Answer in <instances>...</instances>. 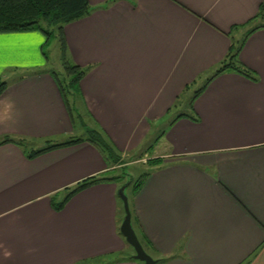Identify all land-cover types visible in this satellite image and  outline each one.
<instances>
[{
  "label": "crops",
  "instance_id": "obj_1",
  "mask_svg": "<svg viewBox=\"0 0 264 264\" xmlns=\"http://www.w3.org/2000/svg\"><path fill=\"white\" fill-rule=\"evenodd\" d=\"M87 2L89 13L63 26L67 55L90 66L78 85L95 122L86 127L101 129L121 161L137 152L144 167L157 160L127 197L148 254L155 264H264V28L247 34L237 55L254 78L218 73L187 111L166 119L153 153L143 152L150 122L209 77L231 42L264 24L256 16L262 0ZM43 43L37 32H0V140L78 136ZM117 175L87 141L33 158L1 143L0 264H142L118 231ZM91 176L107 179L52 207Z\"/></svg>",
  "mask_w": 264,
  "mask_h": 264
},
{
  "label": "trees",
  "instance_id": "obj_2",
  "mask_svg": "<svg viewBox=\"0 0 264 264\" xmlns=\"http://www.w3.org/2000/svg\"><path fill=\"white\" fill-rule=\"evenodd\" d=\"M91 9L92 8L88 4L87 0H0V32L38 30L44 37L43 45L47 42L48 37L53 32H56L62 73L59 74L58 72L51 69L47 71L53 79L64 107L72 120L78 116L80 117V115L78 112H74L75 110L73 108L71 98L75 95V93L78 95L80 94L78 87L79 81L90 66L81 67L70 61L67 55V49L62 30L66 23L87 15ZM263 15L264 0H262L260 3L258 12L256 13L258 18H261ZM41 22L45 24V27L40 26ZM49 27H54L55 29ZM259 27L264 28V24H260L248 29L241 39L229 44L225 57L218 63L212 74L205 79L204 84L192 93L190 102L202 90L205 83L223 71H233L241 74L244 77L254 78L253 73L238 61L237 55L243 44L244 37ZM41 53L45 59L46 54L44 51H42V48ZM6 85L7 82L0 78V93L4 90ZM81 126L84 131L83 136H69L64 141L50 143L37 149L26 150L24 149L25 147L23 139L7 136L0 140V144L10 142L20 147L22 146L26 158H33L41 153L57 147L71 145L80 141H87L100 152L106 163L113 166L125 162L119 160L113 145L101 129L88 128L84 126V124ZM156 162L157 160L155 158H149L146 161L148 169L143 171L142 174L139 175L134 181L129 179L128 181L123 182V184L127 183V186H131V190L137 189L147 176L149 169L152 168ZM105 179L107 178L91 176L80 180L64 194L60 201H52V207L55 210H59L67 201V199L74 193Z\"/></svg>",
  "mask_w": 264,
  "mask_h": 264
},
{
  "label": "rangeland",
  "instance_id": "obj_3",
  "mask_svg": "<svg viewBox=\"0 0 264 264\" xmlns=\"http://www.w3.org/2000/svg\"><path fill=\"white\" fill-rule=\"evenodd\" d=\"M40 26L45 27V24L41 22ZM49 28L53 29L54 27H49ZM29 31L30 32H37V33L41 34L38 30H29ZM42 51H44V53L46 54V58L45 59L41 55V57L46 61L44 66L47 67L48 69L54 70V71L58 72L59 74H61L62 70H61V63H60V58H59V48H58V40H57L56 32H53L48 37L47 42L42 46ZM206 77L207 76H204V77L201 76L200 78H197L195 83H192L186 90H184L180 94V96L178 98V102L176 104H174V106L170 110V112L167 115V117H165L162 120L156 121L154 123L150 122L152 130L150 131V134H148L146 136V140H145V142L143 144V149H144L143 152L147 156H149V155H151L153 153L152 146H150V143L155 139L157 134L163 128V124L166 123V119L168 120V118L171 117L172 115L174 116L175 114H177L179 112L188 110L187 109L188 100L191 98L193 91L200 87V85L204 82ZM71 102H72L73 108L75 110L74 112L75 113L78 112V114L80 115V117L78 116V117L75 118L76 126L80 130L74 135L80 136V135H82L84 133L83 128H82L81 125L84 124V126H86L85 124H87V125L93 127V126H95V122L90 117V115L86 112V110L84 108V105H83V101L80 98V95L75 93V95L72 96V98H71ZM75 116H76V114H75ZM28 140L29 141H26L24 143V147H25L26 150H31V149H37V148L44 147L47 144H50V143H53V142L57 141L58 139H56V137H52L51 139H49V138H39V139H28ZM139 156L140 157L142 156V152H137V153L132 154L130 156L124 157V159H122L123 160L122 162H124V161L131 162L130 165H128L127 167H117L116 165H113L114 166V170H115V174H118L117 177H118L119 180H121V182H123V181L125 182V181H127L129 179L134 181L135 179L138 178L139 175L142 174L143 171L148 169V165H146L144 167V166H142V164H140L139 161L135 162V159H138ZM143 158H146V157H143ZM143 160H145V159H143ZM119 174H121L123 177H121ZM119 186H121V185H119ZM131 191L132 190H131L130 186H127V187L124 188L123 192L128 197V199L131 196ZM60 200L61 199H59V201ZM118 204H119V214H120V217L122 218L123 209H122L121 201L119 199H118ZM134 233L138 236L137 238L140 241L143 249L146 252L149 251L147 245L145 244V242L142 239V237L140 236V234L137 231H134ZM127 246H128L129 253L133 254L132 248L129 245H127ZM108 259L109 258H103V259L101 258V262L104 263Z\"/></svg>",
  "mask_w": 264,
  "mask_h": 264
},
{
  "label": "water",
  "instance_id": "obj_4",
  "mask_svg": "<svg viewBox=\"0 0 264 264\" xmlns=\"http://www.w3.org/2000/svg\"><path fill=\"white\" fill-rule=\"evenodd\" d=\"M125 187H127V183L122 184L117 189V196L121 201L122 209H123V216L118 226V231L120 235L124 238V241L127 243V245H129L133 250V254H131L130 256L131 258L141 261L142 264H155L156 258H152L143 249L142 245L140 244L132 228L127 196L123 192Z\"/></svg>",
  "mask_w": 264,
  "mask_h": 264
},
{
  "label": "clouds",
  "instance_id": "obj_5",
  "mask_svg": "<svg viewBox=\"0 0 264 264\" xmlns=\"http://www.w3.org/2000/svg\"><path fill=\"white\" fill-rule=\"evenodd\" d=\"M9 107H11V105L9 104ZM9 255H10V253H9Z\"/></svg>",
  "mask_w": 264,
  "mask_h": 264
}]
</instances>
